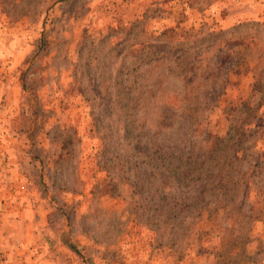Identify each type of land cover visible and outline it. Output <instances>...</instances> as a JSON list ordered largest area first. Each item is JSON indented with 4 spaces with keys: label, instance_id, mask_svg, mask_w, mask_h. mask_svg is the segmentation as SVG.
<instances>
[{
    "label": "rangeland",
    "instance_id": "rangeland-1",
    "mask_svg": "<svg viewBox=\"0 0 264 264\" xmlns=\"http://www.w3.org/2000/svg\"><path fill=\"white\" fill-rule=\"evenodd\" d=\"M0 264H264V0H0Z\"/></svg>",
    "mask_w": 264,
    "mask_h": 264
},
{
    "label": "trees",
    "instance_id": "trees-1",
    "mask_svg": "<svg viewBox=\"0 0 264 264\" xmlns=\"http://www.w3.org/2000/svg\"><path fill=\"white\" fill-rule=\"evenodd\" d=\"M161 46H159V48H160ZM127 131H129V130H127ZM127 137H130V134H129V132H127ZM141 148H143L142 146L140 147V149ZM149 154V153H148ZM140 157H143V156H145V157H147V154L146 155H139Z\"/></svg>",
    "mask_w": 264,
    "mask_h": 264
}]
</instances>
